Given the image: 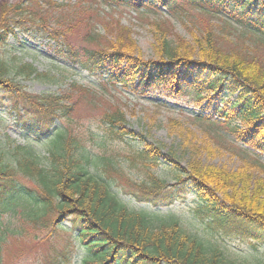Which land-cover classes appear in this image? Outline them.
<instances>
[{"label":"trees","instance_id":"trees-1","mask_svg":"<svg viewBox=\"0 0 264 264\" xmlns=\"http://www.w3.org/2000/svg\"><path fill=\"white\" fill-rule=\"evenodd\" d=\"M37 1L1 6L0 46L18 32L36 31L56 43L61 56L73 66L111 83L144 93L155 87L176 92L185 88L199 101L207 93L225 104L222 109L216 107V112H222L226 126L253 150L243 149L248 154L243 156L245 167L235 172L197 168L187 176L177 174L176 183L169 184L153 171L161 154L146 147L134 151L132 159L133 165L145 168L136 194L154 205H170L192 192L197 197V212L207 219L212 233L264 244V163L255 154L264 152V62L249 49L231 43L219 46L211 32L203 33L197 54L164 40L165 48L150 60L142 57L129 36L119 42L100 43L97 33L90 30L84 34L86 46L73 45L67 38L68 30L46 25L43 10L30 5ZM102 1L140 8L154 6L155 1L168 7L171 0ZM190 1L202 9L226 13L247 31L258 34L264 48V0ZM20 68L28 77L37 75L31 64ZM9 73L8 64L1 62L0 94L15 99L16 119L23 129L37 139L44 138L58 118L66 115L67 96L27 93L21 80ZM118 111L107 113L104 123L109 136L123 138L118 122L124 117ZM72 141L62 130L52 136L47 166H41L30 150L20 153L14 166L0 155V260L7 241L1 230L2 217L22 206L19 210L43 228L71 226L84 249L82 264H255L235 256L216 234L201 237L176 218L160 220L156 215L131 210L107 180L90 170L95 162L90 152ZM98 164L102 170H116L106 156H101ZM256 170L258 177L251 173ZM25 178L33 185L24 183Z\"/></svg>","mask_w":264,"mask_h":264},{"label":"rangeland","instance_id":"rangeland-1","mask_svg":"<svg viewBox=\"0 0 264 264\" xmlns=\"http://www.w3.org/2000/svg\"><path fill=\"white\" fill-rule=\"evenodd\" d=\"M21 1L29 0H0V8ZM31 4L34 9L43 10L41 17L47 26L68 30L67 38L73 45L86 46L88 40L84 36L90 30L97 33L100 43L119 42L123 36H129L135 49L150 60L165 48L164 40L197 54L203 33L211 32L214 37H210L219 46L231 43L249 49L264 62L258 34L247 31L226 13L202 9L190 0H171L168 7L155 1L154 6L140 8L102 0H38ZM59 50L56 43L36 31L18 32L0 46V63L8 64L10 76L21 80L25 92L67 96L66 115L58 118L51 133L37 139L16 119L15 99L0 94V155L4 162L14 166L19 154L30 150L41 166L49 165L52 136L62 130L71 135L73 145L90 152L95 160L90 170L107 180L131 210L156 215L160 220L176 218L201 237L215 235L207 219L198 214L197 197L192 192L170 205L140 200L137 194L145 168L133 165L132 159L134 151L142 148L158 151L161 159L153 171L169 184L176 183L177 174L187 176L197 168L214 167L228 172L242 169L243 156H248L243 149L249 147L226 126L222 112H216V107L222 109L225 104L207 93L199 101L185 88L176 92L162 86L144 93L111 83L73 66ZM23 64L33 65L37 75L26 76L21 72ZM116 109L124 117V121L118 122L123 138L109 136L104 123L106 114ZM239 124L245 129V124ZM255 154L264 163V152ZM101 156L110 158L116 170H102L98 164ZM251 173L255 177L260 175L258 170ZM22 181L33 185L28 179ZM20 208L23 209L21 206L2 217L1 230L7 241L0 264H82L84 249L71 226L66 223L43 228ZM216 236L239 259L264 264V244Z\"/></svg>","mask_w":264,"mask_h":264}]
</instances>
